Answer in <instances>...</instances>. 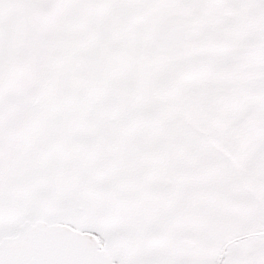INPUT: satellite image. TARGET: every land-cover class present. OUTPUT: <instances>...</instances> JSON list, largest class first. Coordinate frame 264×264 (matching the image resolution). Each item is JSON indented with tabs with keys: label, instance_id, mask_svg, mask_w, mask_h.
<instances>
[{
	"label": "snow or ice",
	"instance_id": "obj_1",
	"mask_svg": "<svg viewBox=\"0 0 264 264\" xmlns=\"http://www.w3.org/2000/svg\"><path fill=\"white\" fill-rule=\"evenodd\" d=\"M0 264H264V0H0Z\"/></svg>",
	"mask_w": 264,
	"mask_h": 264
}]
</instances>
